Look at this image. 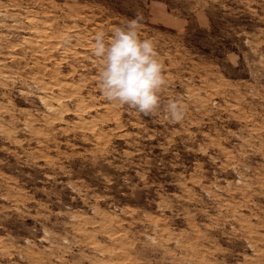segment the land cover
Returning <instances> with one entry per match:
<instances>
[{"label": "rangeland", "instance_id": "374dc122", "mask_svg": "<svg viewBox=\"0 0 264 264\" xmlns=\"http://www.w3.org/2000/svg\"><path fill=\"white\" fill-rule=\"evenodd\" d=\"M137 13L179 122L98 91ZM0 264H264V0H0Z\"/></svg>", "mask_w": 264, "mask_h": 264}, {"label": "clouds", "instance_id": "9594fccd", "mask_svg": "<svg viewBox=\"0 0 264 264\" xmlns=\"http://www.w3.org/2000/svg\"><path fill=\"white\" fill-rule=\"evenodd\" d=\"M143 17L137 13L110 31H98L92 41V55L98 59L99 93L109 103L152 116L163 109L167 118L179 122L185 105L176 100L162 104L166 85L164 62L151 38L142 37Z\"/></svg>", "mask_w": 264, "mask_h": 264}]
</instances>
